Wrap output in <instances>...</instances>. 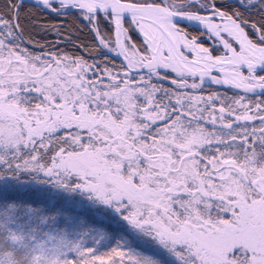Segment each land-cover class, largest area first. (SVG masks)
Returning a JSON list of instances; mask_svg holds the SVG:
<instances>
[{
    "label": "snow or ice",
    "instance_id": "6c2138e0",
    "mask_svg": "<svg viewBox=\"0 0 264 264\" xmlns=\"http://www.w3.org/2000/svg\"><path fill=\"white\" fill-rule=\"evenodd\" d=\"M0 264H264V0H0Z\"/></svg>",
    "mask_w": 264,
    "mask_h": 264
}]
</instances>
